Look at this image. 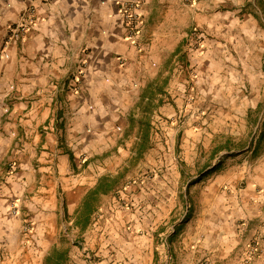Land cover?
<instances>
[{"label":"crops","instance_id":"1","mask_svg":"<svg viewBox=\"0 0 264 264\" xmlns=\"http://www.w3.org/2000/svg\"><path fill=\"white\" fill-rule=\"evenodd\" d=\"M141 4L142 28L130 39L120 0H0V264H43L58 207L72 212L84 202L111 171L100 154L138 139L146 111L178 117L216 110L204 96L226 77L221 64L234 60L238 41L226 35L242 28L239 17L249 15L245 0ZM28 9L32 23L28 19L23 36L9 41L10 27ZM194 29L205 35L203 48L193 43ZM189 69L199 91L188 87ZM193 95L194 102H187ZM226 106L220 129L225 137L211 151L221 159L187 182L190 202L186 193L184 203L176 202L175 192L171 203H144V209L156 210V221L179 222L169 237L175 264H188L192 245L199 256L224 262L237 247V235L204 236V225L234 224L264 205V123L249 137L245 129L253 123L243 116L257 105ZM188 124L186 134L194 136L182 139L188 147L212 137L199 122ZM237 124L242 132H235ZM214 171L219 173L210 176ZM25 225L29 232L22 231ZM182 226L197 230L198 237L190 239ZM218 240L234 243L221 249Z\"/></svg>","mask_w":264,"mask_h":264},{"label":"rangeland","instance_id":"2","mask_svg":"<svg viewBox=\"0 0 264 264\" xmlns=\"http://www.w3.org/2000/svg\"><path fill=\"white\" fill-rule=\"evenodd\" d=\"M245 7L249 15L239 17L238 24L242 28L237 25L235 33L229 32L226 35L227 40L233 38L238 41L237 46L232 49L234 60L221 64V73L223 70L226 77L221 78L219 86L208 87L204 96V102L213 104L217 107L216 110L210 113L183 112L178 117L146 111L139 118V125L148 124V137L138 136L133 142L119 143L108 152L100 154L104 155L100 156L103 159L107 158L111 167L107 176L111 178L112 188L109 193L99 194L91 200L94 211L86 229L80 227L84 215L75 213L81 203L72 212H68L64 205L58 207L51 224L52 240L49 243L53 245L47 257L56 248L62 254L68 251L66 260L60 257V264H104V260L112 256L114 258L107 260V264H175L169 237L179 222L176 219V224L156 221V210L149 206L144 209V203L151 204L153 208L155 203H171L175 192H178V203L186 201L183 198L185 193L189 198L188 192L184 190L187 182L193 180L206 164L213 167L221 159L220 156L214 158L211 151L221 147L225 137L220 129L225 127L226 105H257L252 113L246 112L245 117L243 116L253 123L250 131L245 129L249 137H252L257 123H264V0H245ZM188 71L191 77L188 87L196 91V73L192 69ZM193 98L194 95L192 98L187 96V102H194ZM233 114H238L241 120V113ZM196 116L201 118L196 119ZM189 122L191 125L199 122L206 126L205 133L212 137L208 136L205 143L199 142L193 148L191 145L188 147L182 139L194 137L192 131L189 132L190 135L186 134ZM177 125L184 127L178 129ZM241 126L242 124L234 126L235 132H238L237 128L242 132ZM117 130L120 131L121 128L118 127ZM170 137L173 139L170 140ZM199 138L202 139V136ZM209 139H212L211 142ZM228 162V159L220 161L218 170ZM218 173L219 171H214L210 176ZM187 201L190 202V198ZM250 212L247 217L237 219L234 224L216 222L204 225L206 229L200 232L204 236L221 233L231 237L229 234L234 233L238 237L236 249L220 264H264V205ZM76 221H79V226ZM181 229L188 231L192 240L198 237L195 229L189 230L185 226ZM22 231L24 232L23 229ZM217 243L218 248L222 249L228 243L232 245L234 241L218 240ZM187 253L190 258L186 256L188 264H219L205 256H199L194 245L189 247ZM46 256L43 264H55L60 259L57 258L59 254H53L49 260Z\"/></svg>","mask_w":264,"mask_h":264},{"label":"built area","instance_id":"3","mask_svg":"<svg viewBox=\"0 0 264 264\" xmlns=\"http://www.w3.org/2000/svg\"><path fill=\"white\" fill-rule=\"evenodd\" d=\"M120 17L125 27L126 37L134 39L140 32L143 24V18L140 13L141 0H120ZM28 19L30 23L33 21V11L31 9L26 10L23 15L21 22L15 26L10 27L9 41H17L27 30ZM193 43L197 48H203V42L205 40L204 33L194 29L191 34ZM24 232H29L28 225H25Z\"/></svg>","mask_w":264,"mask_h":264},{"label":"trees","instance_id":"4","mask_svg":"<svg viewBox=\"0 0 264 264\" xmlns=\"http://www.w3.org/2000/svg\"><path fill=\"white\" fill-rule=\"evenodd\" d=\"M142 124L143 125L140 126V130H139V135H140L139 138H146L149 135V129H148L149 126L147 123H142ZM111 188H112L111 178L108 176H102L99 179L98 183L94 186V188H92L90 191H88V193L86 194V196L84 198V202L81 203L80 207L75 212L77 214L82 213V215H84L83 224H82V226L80 225L81 229H83V230L86 229L89 217H90L91 213L94 211V209L92 208L91 200H93L99 194L109 193L111 191ZM76 225L79 226V221H76ZM67 252L68 251L66 250L62 254V253H59V251L56 248H54L52 250L51 254L48 256L47 260L51 259V256L53 254H59V256L57 258L61 257L62 259L66 260ZM61 258L57 259L55 261V264H60Z\"/></svg>","mask_w":264,"mask_h":264}]
</instances>
